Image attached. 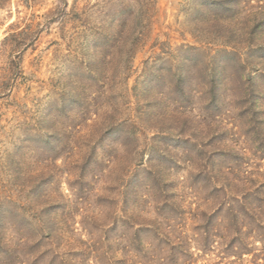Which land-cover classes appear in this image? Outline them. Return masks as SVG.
Listing matches in <instances>:
<instances>
[{"label":"rangeland","instance_id":"1","mask_svg":"<svg viewBox=\"0 0 264 264\" xmlns=\"http://www.w3.org/2000/svg\"><path fill=\"white\" fill-rule=\"evenodd\" d=\"M0 210V264H264V0H0Z\"/></svg>","mask_w":264,"mask_h":264},{"label":"trees","instance_id":"2","mask_svg":"<svg viewBox=\"0 0 264 264\" xmlns=\"http://www.w3.org/2000/svg\"><path fill=\"white\" fill-rule=\"evenodd\" d=\"M254 194H259V191H254V192H252V193H248L247 194V192H244L243 193V195H241L240 194V197H239V199L237 200V202H236V205L239 207V209L240 208H242V209H245V208H249V206H247V204H248V200H249V198L251 197V196H253ZM250 207H252V206H250ZM231 208L232 209H230V211H231V213H233L234 215H235V213H236V207L235 206H231ZM252 209H254V208H252ZM1 211V210H0ZM140 238H137V241L139 240ZM139 242H140V240H139ZM138 242V243H139ZM140 244V243H139Z\"/></svg>","mask_w":264,"mask_h":264}]
</instances>
